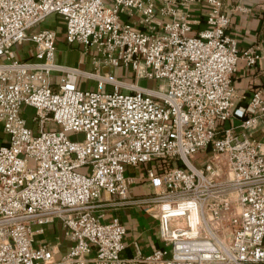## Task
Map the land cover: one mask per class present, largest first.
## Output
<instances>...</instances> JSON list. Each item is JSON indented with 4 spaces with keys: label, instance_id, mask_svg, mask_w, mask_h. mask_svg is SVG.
<instances>
[{
    "label": "built area",
    "instance_id": "built-area-1",
    "mask_svg": "<svg viewBox=\"0 0 264 264\" xmlns=\"http://www.w3.org/2000/svg\"><path fill=\"white\" fill-rule=\"evenodd\" d=\"M192 4L205 5L193 35ZM51 15L91 71L56 63ZM229 22L221 0H0V264H264V99L232 83L264 43L240 52ZM119 67L132 80L102 71ZM139 164L153 192L128 198L124 167ZM106 204L140 206L162 247L125 258ZM56 222L59 261V242L34 240Z\"/></svg>",
    "mask_w": 264,
    "mask_h": 264
},
{
    "label": "crops",
    "instance_id": "crops-1",
    "mask_svg": "<svg viewBox=\"0 0 264 264\" xmlns=\"http://www.w3.org/2000/svg\"><path fill=\"white\" fill-rule=\"evenodd\" d=\"M178 3L179 0H171ZM224 10L229 15V26L227 34L234 38L238 50L241 52L249 46L264 43V0H221ZM192 18L195 21L191 34H196L205 26V5L192 4L189 8ZM50 18V17H49ZM51 26L42 23L41 28L54 29L55 22L59 19L52 16ZM137 19V17H136ZM125 20V17L122 18ZM49 23V22H48ZM137 28L138 24L135 25ZM56 31V30H55ZM27 48H25L26 50ZM19 58L26 57V52H16ZM91 55V54H89ZM89 55H78L72 50L57 51L55 61L66 66H77L83 70L89 63ZM112 68H102L103 72H110ZM91 71V70H85ZM95 86V81L91 80ZM232 83L238 96L250 97L252 92L259 90L264 99V60L257 62L255 66L248 67L244 62L239 61L237 69L232 77ZM79 87L83 88V80L79 81ZM109 88V87H107ZM263 129L256 132V136L262 137ZM152 167L150 164H139L137 166H125L124 172L127 177L134 179L128 188V198H141L152 194L150 182L145 176L146 170ZM105 220L116 216L124 225L126 233L123 239L125 258H131L138 250L143 255H147L155 249L162 247V242L158 235V222L149 214L145 213L140 206H122L113 208L106 204ZM67 249V248H66Z\"/></svg>",
    "mask_w": 264,
    "mask_h": 264
},
{
    "label": "rangeland",
    "instance_id": "rangeland-1",
    "mask_svg": "<svg viewBox=\"0 0 264 264\" xmlns=\"http://www.w3.org/2000/svg\"><path fill=\"white\" fill-rule=\"evenodd\" d=\"M106 1V0H105ZM52 16L55 15H51L49 17H47L43 23L48 24V26H51V22L49 20H52L53 18H51ZM49 22V23H48ZM54 28L56 30L57 33V39L55 42V46L57 48V51H66L69 49H72L77 55L79 53H82V51H84V49L81 46H77V45H70L67 44L65 42V23L62 19H58L57 22H55ZM192 35V34H191ZM15 52H19V54L21 55V52L25 51V47L22 46H16L13 48ZM90 59V55L88 56ZM90 61V60H89ZM90 63V62H89ZM85 70H92V66L88 65ZM111 73L113 75H115L116 77H118L119 79H123V80H132V72L129 68H112L111 69ZM83 80V87L84 89H93L95 88V86L93 85V82L91 80H87V79H82ZM54 81V80H53ZM95 84V83H94ZM137 84L141 87H147V88H151L153 90H157L159 88V85H161L160 81H148V80H140L137 81ZM21 116L27 121V126H32L33 127V123L31 122V118L34 116V111L33 109H22L21 111ZM36 128V127H35ZM67 137L69 140H77V141H81L84 137V135L81 134H76V135H72V134H67ZM3 139H6L5 136L2 137ZM1 138V139H2ZM33 162L32 160H29V165H32ZM84 169H80L79 172H83ZM35 241L38 240H44V241H48L51 243H56L59 242L60 243V253L56 256V260L59 261L61 259V256L65 254L66 252V248L68 243L65 241L64 237H63V230L61 229L60 225L58 222H56L55 224H53V226H45L44 227V233L42 235H37L34 237Z\"/></svg>",
    "mask_w": 264,
    "mask_h": 264
}]
</instances>
